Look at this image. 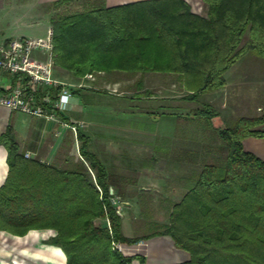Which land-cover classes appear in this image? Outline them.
Instances as JSON below:
<instances>
[{
  "label": "trees",
  "instance_id": "trees-1",
  "mask_svg": "<svg viewBox=\"0 0 264 264\" xmlns=\"http://www.w3.org/2000/svg\"><path fill=\"white\" fill-rule=\"evenodd\" d=\"M202 1L204 14L191 11L184 0L86 4L80 11L55 13L50 17L53 65L75 78L113 70L171 73L181 77L183 97L194 100L222 87L223 73L244 51L264 59V0ZM246 31L248 41L239 46ZM204 104L192 115L210 127L214 110ZM262 123L264 107L257 116L213 129L221 144L178 178L184 193L171 206L168 222L141 237L122 233L108 192L113 180L86 148L80 130V158L67 166L8 147L0 230L17 236L54 230L42 242L60 247L65 264H146L143 255L124 254L121 247L160 234L188 252V260L175 264H264V159L242 142L264 136L257 128ZM121 195L115 191L118 199Z\"/></svg>",
  "mask_w": 264,
  "mask_h": 264
},
{
  "label": "rangeland",
  "instance_id": "rangeland-1",
  "mask_svg": "<svg viewBox=\"0 0 264 264\" xmlns=\"http://www.w3.org/2000/svg\"><path fill=\"white\" fill-rule=\"evenodd\" d=\"M55 9L52 15L84 7L67 2ZM41 20L44 18L32 0H0V39L19 34L44 37L46 31L39 29ZM247 41L246 31L239 46ZM35 54L41 61L46 60L43 54ZM52 73L67 85L73 83L74 88L89 89L78 103L82 115L72 113L65 121L81 129L87 140L86 148L104 164L111 178L115 172L116 185L109 186L113 191L111 202L119 208L121 221L132 236L149 234L168 222L171 206L184 193L178 178L189 167L210 158L221 144L213 129L229 126L240 116H257L264 107V59L250 51H244L225 70L222 87L204 91L194 100L183 97L187 92L182 79L171 73L113 70L92 72L93 78L85 75L75 78L55 65ZM204 103L214 110L210 127L204 118L192 115ZM165 108L177 114H167ZM257 128L264 130V123ZM76 130L70 129L72 135L62 146L55 165L67 166L79 160ZM242 142L245 149L264 159V136H248ZM117 190L122 193L121 201L113 197ZM4 232L0 234L13 235ZM54 233L52 229H30L24 237L16 235L12 239L31 242L42 237V241ZM44 251H48V258L55 264H64L65 255L60 247L40 244L34 252ZM14 252L0 254V261H10ZM18 264L43 263L26 259V263Z\"/></svg>",
  "mask_w": 264,
  "mask_h": 264
},
{
  "label": "crops",
  "instance_id": "crops-1",
  "mask_svg": "<svg viewBox=\"0 0 264 264\" xmlns=\"http://www.w3.org/2000/svg\"><path fill=\"white\" fill-rule=\"evenodd\" d=\"M32 1L38 7L40 16H43L44 18V20L39 22V29L47 31L48 28H51L50 17L52 12L56 10L55 7H49L48 5H50L54 0ZM134 1L139 0H70L69 4H81L83 6L86 4H103L105 6H114ZM184 1L189 4L191 11L199 14L205 13V5L202 0ZM16 36L24 35L19 34ZM70 84H72H68L71 94L70 107L63 114H61L64 119H67L68 115L76 112H79L80 115H82L78 103L79 100L83 98L82 96L84 92L89 90L84 87L74 88L73 83ZM166 108L165 111L167 114H177L175 112H168ZM78 130L84 134L80 128ZM71 135L72 132L66 126H62L41 116L25 114L19 110L11 109L0 104V138L4 136V142H0V186L3 184L8 171V147L15 148L17 151L22 152L24 156L25 153H28V157H36L42 162L56 164V162H58V155L62 146L67 143L68 138H70ZM106 172L110 177L109 171L106 170ZM111 175L113 180L112 182L115 187V172ZM121 231L125 236L132 237V235L127 232L123 221H121ZM0 232L4 231L0 230ZM24 236L18 237L22 238ZM9 237L12 239L13 235L7 236L0 234V254L7 255L6 253H8L9 250H15V252L10 261H5L4 263L0 261V264L26 263V259L34 261L38 260L43 264H55L53 260L48 258V251H44L42 253L34 252L40 244L46 245V243L40 241L42 237L37 239V241L32 240L31 242H29V240L15 242L13 239L9 241ZM121 249L124 254L137 253L143 255L146 264H175L186 261L189 258L187 251L176 247L170 236L162 234L152 235L129 245L124 244Z\"/></svg>",
  "mask_w": 264,
  "mask_h": 264
},
{
  "label": "built area",
  "instance_id": "built-area-1",
  "mask_svg": "<svg viewBox=\"0 0 264 264\" xmlns=\"http://www.w3.org/2000/svg\"><path fill=\"white\" fill-rule=\"evenodd\" d=\"M51 36V28H48L44 37L0 39V104L76 130V125L61 116L70 107L71 94L68 85L57 80L52 73ZM36 52L43 54L46 60L41 61ZM85 76L93 78L92 73ZM74 123L82 126L80 122ZM28 156L25 153V157ZM108 192L113 195L111 187ZM113 197L118 199L115 195ZM116 212L120 213L119 208Z\"/></svg>",
  "mask_w": 264,
  "mask_h": 264
},
{
  "label": "water",
  "instance_id": "water-1",
  "mask_svg": "<svg viewBox=\"0 0 264 264\" xmlns=\"http://www.w3.org/2000/svg\"><path fill=\"white\" fill-rule=\"evenodd\" d=\"M29 231H30V230H28L24 235H27V234L29 233ZM24 235H23V236H24ZM13 236H15V235H13ZM47 246H50V245H47Z\"/></svg>",
  "mask_w": 264,
  "mask_h": 264
}]
</instances>
